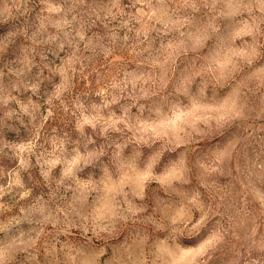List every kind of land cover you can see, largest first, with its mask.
<instances>
[{"label": "rangeland", "instance_id": "1", "mask_svg": "<svg viewBox=\"0 0 264 264\" xmlns=\"http://www.w3.org/2000/svg\"><path fill=\"white\" fill-rule=\"evenodd\" d=\"M0 264H264V0H0Z\"/></svg>", "mask_w": 264, "mask_h": 264}]
</instances>
